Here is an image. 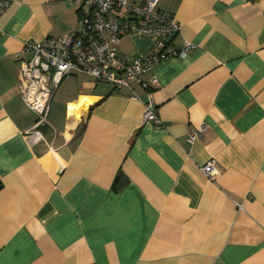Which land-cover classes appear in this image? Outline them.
Here are the masks:
<instances>
[{"label":"crops","instance_id":"obj_1","mask_svg":"<svg viewBox=\"0 0 264 264\" xmlns=\"http://www.w3.org/2000/svg\"><path fill=\"white\" fill-rule=\"evenodd\" d=\"M156 5L181 24L172 44H190L153 69L159 123L142 121L140 84L73 73L39 127L23 46L77 29L79 4L16 0L0 15V264H264V0ZM152 42L128 33L117 48Z\"/></svg>","mask_w":264,"mask_h":264},{"label":"built area","instance_id":"obj_2","mask_svg":"<svg viewBox=\"0 0 264 264\" xmlns=\"http://www.w3.org/2000/svg\"><path fill=\"white\" fill-rule=\"evenodd\" d=\"M16 0H0V15ZM79 4L78 28L59 37L26 41L23 49L31 51L20 63L19 90L26 106L37 116L39 127L48 124L50 102L59 82L73 73H82L114 88L131 89L140 84L148 94L142 121L159 123L152 92L159 88L153 75L156 64L169 58L183 57L190 44L176 47L170 37L181 24L170 13L157 8L156 0H72ZM138 33L153 42L145 56L121 57L118 44L122 35ZM149 74L147 80L144 76ZM132 98L137 99L135 93ZM205 130L203 124L190 130L188 139ZM202 170L210 178L218 171L212 162Z\"/></svg>","mask_w":264,"mask_h":264},{"label":"bare ground","instance_id":"obj_3","mask_svg":"<svg viewBox=\"0 0 264 264\" xmlns=\"http://www.w3.org/2000/svg\"><path fill=\"white\" fill-rule=\"evenodd\" d=\"M87 105V102L85 101H81L79 104L75 105V106H71L68 108V115L70 119L76 118L77 117V113L80 112V110L82 108H84V106Z\"/></svg>","mask_w":264,"mask_h":264}]
</instances>
